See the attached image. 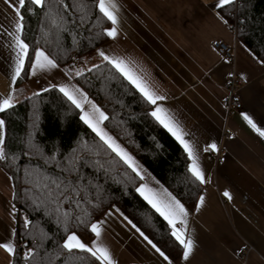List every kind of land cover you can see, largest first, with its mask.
I'll use <instances>...</instances> for the list:
<instances>
[{"label": "crops", "instance_id": "0c3cea01", "mask_svg": "<svg viewBox=\"0 0 264 264\" xmlns=\"http://www.w3.org/2000/svg\"><path fill=\"white\" fill-rule=\"evenodd\" d=\"M216 2L116 0L117 23L111 22L108 30L115 28L116 35L110 36V41L95 55L99 62L105 61L104 56L109 62L123 61L149 90L164 97L157 101L153 111L162 108L178 127L193 149L204 182L192 212L106 129L104 120L100 128L134 162L136 170L129 167L142 180L138 189L144 194L138 191L139 194L148 204L145 195L161 203L172 198L179 201L188 214L184 217L186 224L177 222V228H184L186 238L194 245L187 261L165 260L156 251L158 247L154 248L113 207L94 223L100 227L99 237L93 233L87 242L78 237L93 250L96 246L106 248L114 264H264V137L244 119L247 115L264 131V63L238 40L231 24L214 6ZM0 25L8 32L15 31L14 13L3 0H0ZM20 35L22 39V32ZM218 41L233 47V61L224 59L214 48V42ZM16 58L13 37L0 30V97L11 95L15 103L24 99L27 92L29 97L51 87H65L83 105L79 108L82 116L85 112L92 115L93 105L100 109L57 64L56 68L36 70L35 74L31 67L28 82L24 83L27 88H21L22 84H17L20 76L15 75ZM233 74L240 79L238 94L244 109L229 116L222 102L228 96L227 80ZM226 133H234L235 137L226 138ZM213 143L218 151L208 147ZM189 159L191 167L193 158ZM226 191L231 199L224 196ZM15 229L14 186L11 177L0 167V242L14 246ZM241 248L249 250L245 258L237 255ZM12 255L0 248V264H12Z\"/></svg>", "mask_w": 264, "mask_h": 264}, {"label": "trees", "instance_id": "16d2710c", "mask_svg": "<svg viewBox=\"0 0 264 264\" xmlns=\"http://www.w3.org/2000/svg\"><path fill=\"white\" fill-rule=\"evenodd\" d=\"M97 5L98 0L26 3L22 40L29 55L17 84L28 82L38 49L69 68L108 43L111 21ZM219 10L230 24L237 15L238 40L264 63V0H237ZM73 80L104 111L106 129L195 211L202 184L189 171L181 144L150 115L154 105L106 60ZM13 104L0 114L6 153L0 167L12 179L16 208L12 264H102L90 253L70 254L62 245L72 233L90 241L91 226L113 207L170 260L180 262L183 248L167 221L139 194L141 178L81 119L75 104L56 87Z\"/></svg>", "mask_w": 264, "mask_h": 264}, {"label": "snow or ice", "instance_id": "6c2138e0", "mask_svg": "<svg viewBox=\"0 0 264 264\" xmlns=\"http://www.w3.org/2000/svg\"><path fill=\"white\" fill-rule=\"evenodd\" d=\"M3 3L8 6V8L14 13V32H8L6 29L3 28V25H0V30L7 32L8 35H11L15 41V48L17 49V58H16V68H15V75L17 77L20 76L21 71L24 67L25 58L28 57V44L21 39V32L23 31V23L24 16L22 14V9L25 8L26 3H30L36 6H43L45 0H3ZM235 3V0H217L216 4L214 5L216 8L224 9L225 6L232 5ZM100 13L103 14L112 24L117 23V15L116 12L118 11V4L116 0H98V5ZM227 23V21H224ZM108 36L115 37L116 29L113 28L107 32ZM101 56H104L103 52L100 53ZM105 60L109 58L104 56ZM114 64V67L121 72L132 84H134L139 91L143 94L144 98L151 104L155 105L158 100L164 99L162 96L156 95L154 92L149 90V88L138 78L135 76L134 73L124 64L123 61H110ZM56 63L50 59L43 51H36L35 52V62L32 64L33 74H35L36 70H46L50 68H56ZM60 92H62L77 108H82L83 105L76 99V97L65 87H61ZM47 91V89H45ZM86 100V98H85ZM90 103V102H89ZM14 107L13 98L11 95L7 97H0V113L5 112L7 109ZM93 107V114L89 115L87 112L81 117L82 120L90 127H92L93 131H95L102 140L114 151L117 155L121 156L122 159L125 160L126 163L129 164L130 167L133 168L135 171V165L132 158L118 145L112 140L111 137H108L106 133L100 128V124L107 120L108 117L95 105ZM152 117H154L161 125H163L179 142L183 145L184 150L188 153L190 158H193V162L189 171L192 175L199 180L201 183L204 182V176L201 172L199 166L196 163L194 158L193 149L192 147L184 140L183 135L180 133L177 126H175L171 120L167 117L166 113L162 108L157 107L154 111L150 113ZM244 119L247 123L261 136L264 137V131L257 127V125L247 116H244ZM4 127L5 121L0 119V160H4L6 158V153L4 151ZM212 151H218L217 145L215 143L210 144L208 146ZM207 150V149H205ZM141 191L143 195L144 192L142 189H138ZM224 196L228 199H231V194L229 192H224ZM145 199L152 204V207L155 208L164 218L168 221V224L172 227V236L175 237L176 241L183 248L182 258L187 261L190 255L193 252V241L190 238H186L184 228H177V222L181 225H185L186 221L184 217L187 216V212L184 206L175 198H172L171 201L167 203H161L154 199H151L149 196L145 195ZM200 203H203V197L200 198ZM28 221H25L27 226ZM91 231L95 233L97 237L100 236V227L97 224H93L91 226ZM143 235V233H141ZM147 239V237H145ZM149 243H152L149 240ZM153 247L156 248V245L153 244ZM0 248H2L7 253L14 254L15 248L10 242H0ZM62 248L67 250L68 253H73L74 250H80L83 252L90 253L92 257L100 260L103 262H107V264H114L108 250L106 248L96 246L93 250L92 247L86 245L82 240L75 234H69L64 241ZM156 251L160 253L161 256L164 257L165 260H168V257L160 251L159 248H156ZM31 255V251L26 253V258Z\"/></svg>", "mask_w": 264, "mask_h": 264}, {"label": "built area", "instance_id": "2783aa9c", "mask_svg": "<svg viewBox=\"0 0 264 264\" xmlns=\"http://www.w3.org/2000/svg\"><path fill=\"white\" fill-rule=\"evenodd\" d=\"M237 2V0L235 1ZM241 21L235 16L234 22L231 24L230 28L234 34L237 35L238 30L240 29ZM214 48L223 56L224 59L228 61H233L234 50L233 47L225 42H214ZM240 84V79L236 74L230 76L227 80V88H228V96L222 102L223 107L225 108L227 114L231 116L236 112H242L244 109V103L241 97L238 94V86ZM226 138H234V133H226ZM222 151V150H221ZM249 250L245 248H241L238 250L237 255L241 258H245L248 254Z\"/></svg>", "mask_w": 264, "mask_h": 264}, {"label": "rangeland", "instance_id": "374dc122", "mask_svg": "<svg viewBox=\"0 0 264 264\" xmlns=\"http://www.w3.org/2000/svg\"><path fill=\"white\" fill-rule=\"evenodd\" d=\"M95 54H92V55H90V56H88L86 58L81 59L79 65H73V66H71L69 68H61L60 67V70L67 77H70V78L73 79L74 75H76L78 73H81L84 69H89V68H91V67H93V66H95L96 64L99 63L98 57ZM26 85L27 84H22L21 88H23V89L27 88ZM27 96H28V92L23 97L26 98Z\"/></svg>", "mask_w": 264, "mask_h": 264}]
</instances>
